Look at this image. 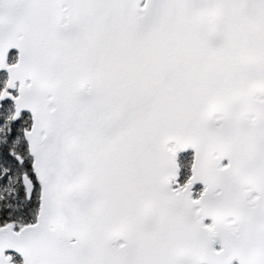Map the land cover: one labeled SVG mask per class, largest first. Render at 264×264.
<instances>
[{
  "label": "snow or ice",
  "instance_id": "snow-or-ice-1",
  "mask_svg": "<svg viewBox=\"0 0 264 264\" xmlns=\"http://www.w3.org/2000/svg\"><path fill=\"white\" fill-rule=\"evenodd\" d=\"M0 264H264V0H0Z\"/></svg>",
  "mask_w": 264,
  "mask_h": 264
}]
</instances>
